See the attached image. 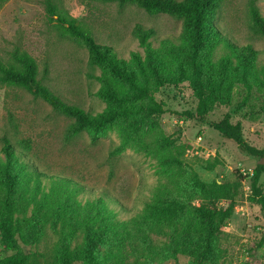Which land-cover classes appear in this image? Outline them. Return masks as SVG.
<instances>
[{
	"label": "rangeland",
	"instance_id": "rangeland-1",
	"mask_svg": "<svg viewBox=\"0 0 264 264\" xmlns=\"http://www.w3.org/2000/svg\"><path fill=\"white\" fill-rule=\"evenodd\" d=\"M248 2L224 0L216 21L236 42L252 43L263 63L264 37L250 28ZM257 5L264 17V0H257ZM59 7L82 21L97 41L113 46L126 59L135 51L144 55V48L133 33L136 26L156 30L152 39L156 47L162 39H175L182 31L180 19L165 13H148L132 3L120 7L101 0H59ZM16 49L36 60L38 78L66 101L92 114L105 109L106 104L96 95L100 83L93 77L100 75L101 69L89 64L87 48L69 37L49 16L45 0H7L0 7V60L10 62ZM245 95V89L238 86L232 104L215 107L209 119L219 120L231 113L232 121L242 124L246 140L264 149V96L254 92L245 100ZM155 99L164 104L165 112L154 118L155 125L146 126L123 150L114 153L123 140L119 126L96 142L85 132L69 136L72 118L24 88L0 84V160L4 158L3 140L10 139L40 171L56 172L80 183L84 190L79 199L86 201L104 193L115 196L118 203L111 204V208L120 221L126 222H134L144 212L146 203L157 199L179 197L188 206L225 208L228 200H202L191 187L193 176L206 183L238 181L233 216L218 234L220 252L216 264H263V212L249 199L252 172L260 159L243 153L233 140L208 125L181 116L197 104L188 82L159 88ZM164 155L176 157L181 165H173ZM216 156L222 164L213 171L207 170L206 162ZM240 173L247 177L240 180ZM260 185L264 190V173ZM31 214L30 208L26 215ZM47 231L48 237L38 243L20 242L26 253L37 254L40 264H46L58 240L48 227ZM148 238L102 245L97 253L100 264H193V258L187 255L164 259L149 250V246L168 245L169 235L148 232ZM8 254L7 247L0 243V259Z\"/></svg>",
	"mask_w": 264,
	"mask_h": 264
},
{
	"label": "trees",
	"instance_id": "trees-1",
	"mask_svg": "<svg viewBox=\"0 0 264 264\" xmlns=\"http://www.w3.org/2000/svg\"><path fill=\"white\" fill-rule=\"evenodd\" d=\"M6 1L0 0V7ZM101 1L120 7L132 3L148 13H165L182 21L181 33L175 39H162L157 47L152 42L156 30L136 26L133 33L144 48V55L135 51L126 59L113 46L97 41L82 21L59 7V0H45L49 16L69 37L87 48L89 64L101 69V74L93 77L100 83L96 95L106 104L102 112H87L52 91L38 78L36 60L19 49L12 53L10 62L0 60V84L24 88L72 118L69 136L85 132L96 142L119 126L123 140L114 151L118 153L146 126L155 125L154 118L165 112L164 104L155 99L156 91L165 85L188 82L197 104L181 116L208 125L233 140L243 153L262 160L264 149L246 140L242 124L234 123L231 113L219 120L209 119L215 107L232 104L238 86L245 89V100L254 92L264 96V62L260 63L259 50L252 43L236 42L217 24L224 0ZM248 15L252 32L264 37V17L257 0H249ZM261 109L264 111V102ZM2 151L0 243L10 254L1 258L0 264H40L37 254L26 253L21 243L30 245L47 238V227L58 240L46 264H100L97 253L102 245L133 238L147 241L148 232L170 236L168 245L149 246L150 251L164 259L182 254L192 257L193 264L218 261V234L233 216L238 181L206 183L193 176L191 187L201 199L228 200L225 208L188 206L179 197L157 199L147 202L134 222H126L120 221L111 208V204L118 203L115 196L104 193L83 201L78 197L84 190L80 183L56 172L40 171L10 139L4 138ZM164 156L173 165H181L176 157ZM220 164L222 160L216 156L206 162V169L213 171ZM263 173L264 164H258L252 172L249 199L260 206L264 217V190L260 185ZM239 177L241 180L247 176L240 173ZM30 208L32 214L27 216ZM263 244L264 237L260 246Z\"/></svg>",
	"mask_w": 264,
	"mask_h": 264
},
{
	"label": "water",
	"instance_id": "water-1",
	"mask_svg": "<svg viewBox=\"0 0 264 264\" xmlns=\"http://www.w3.org/2000/svg\"><path fill=\"white\" fill-rule=\"evenodd\" d=\"M259 164H264V157L259 161Z\"/></svg>",
	"mask_w": 264,
	"mask_h": 264
}]
</instances>
